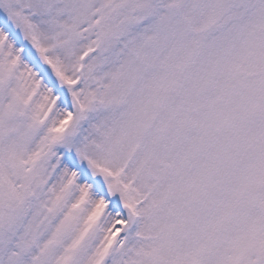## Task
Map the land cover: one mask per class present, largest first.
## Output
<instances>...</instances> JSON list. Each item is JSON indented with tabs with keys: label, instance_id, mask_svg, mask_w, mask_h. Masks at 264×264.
I'll use <instances>...</instances> for the list:
<instances>
[{
	"label": "snow or ice",
	"instance_id": "obj_1",
	"mask_svg": "<svg viewBox=\"0 0 264 264\" xmlns=\"http://www.w3.org/2000/svg\"><path fill=\"white\" fill-rule=\"evenodd\" d=\"M0 264H264V0H0Z\"/></svg>",
	"mask_w": 264,
	"mask_h": 264
}]
</instances>
